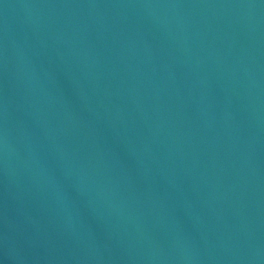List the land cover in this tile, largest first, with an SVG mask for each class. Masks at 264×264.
Returning a JSON list of instances; mask_svg holds the SVG:
<instances>
[{
  "label": "water",
  "instance_id": "1",
  "mask_svg": "<svg viewBox=\"0 0 264 264\" xmlns=\"http://www.w3.org/2000/svg\"><path fill=\"white\" fill-rule=\"evenodd\" d=\"M0 264H264V0H0Z\"/></svg>",
  "mask_w": 264,
  "mask_h": 264
}]
</instances>
